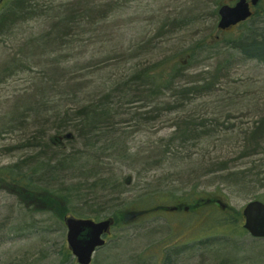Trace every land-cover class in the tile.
Masks as SVG:
<instances>
[{
  "label": "rangeland",
  "instance_id": "1",
  "mask_svg": "<svg viewBox=\"0 0 264 264\" xmlns=\"http://www.w3.org/2000/svg\"><path fill=\"white\" fill-rule=\"evenodd\" d=\"M219 2L32 0L1 24L0 264H64L68 216L114 219L91 264H264L241 215L264 203V64L239 47L264 0L225 33Z\"/></svg>",
  "mask_w": 264,
  "mask_h": 264
},
{
  "label": "water",
  "instance_id": "2",
  "mask_svg": "<svg viewBox=\"0 0 264 264\" xmlns=\"http://www.w3.org/2000/svg\"><path fill=\"white\" fill-rule=\"evenodd\" d=\"M1 1V0H0ZM257 0H251L254 6ZM252 15L246 0H237L233 6L221 5L218 9V30H229L233 26L246 21ZM72 134L54 136L52 144H62V140L72 139ZM130 178L126 179L129 183ZM243 229L253 238H264V204L260 201L247 203L243 210ZM66 227V243L79 264H89L95 248L104 244L102 235L108 233L111 220L94 222L89 219H77L73 216L64 220Z\"/></svg>",
  "mask_w": 264,
  "mask_h": 264
},
{
  "label": "trees",
  "instance_id": "3",
  "mask_svg": "<svg viewBox=\"0 0 264 264\" xmlns=\"http://www.w3.org/2000/svg\"><path fill=\"white\" fill-rule=\"evenodd\" d=\"M28 2H32V0H18V2H16L15 4H13L10 7L7 16L2 18L3 22L6 24H10L11 22H13L12 18H14L15 14H22L26 9L30 8V7H24V4H27ZM3 22L0 19V26ZM238 39H240V38H238ZM240 40H242V39H240ZM239 47L245 56L256 59L257 61L264 64V38L259 39V40L253 39L252 41H249L248 43L243 42V44ZM149 82H152V76L149 77ZM163 82H166V81L163 79ZM163 89H164V87L159 88V90H163ZM106 115L107 114L105 113V111H101V110H97V109L93 108L91 111H89L87 113V115L85 117L82 116L81 119L85 123H87V126H84L85 128H91V126L94 125V121L103 119L104 117H106ZM67 128L72 129L73 127L67 126ZM73 130H74V128H73ZM75 133L77 135L79 134V132L76 129H75ZM7 175H8V177L7 176H1V178L4 182H8V183L15 182L21 186L28 187L26 182L19 180L15 177H12L11 174H7ZM142 207L143 206H141V205L139 206V208H142ZM137 210H132V212H130V213L139 214L140 210H139V212Z\"/></svg>",
  "mask_w": 264,
  "mask_h": 264
},
{
  "label": "flooded vegetation",
  "instance_id": "4",
  "mask_svg": "<svg viewBox=\"0 0 264 264\" xmlns=\"http://www.w3.org/2000/svg\"><path fill=\"white\" fill-rule=\"evenodd\" d=\"M251 10H252V8H250ZM236 27V26H235ZM234 29V27H232L231 29H229V30H225V31H218L219 33H225V32H230V31H232ZM176 208H177V210L176 211H180V210H183V211H187L188 210V208L187 207H184V208H182L180 205H177L176 206ZM182 208V209H181ZM83 219H86V218H83ZM112 219V218H111ZM111 227L110 228H112V226H114V219H112L111 220ZM109 235H110V231L108 232V234H103V239H104V241H105V243H106V239L109 237ZM102 247H104V246H102ZM102 247H100V248H102ZM100 248H97L96 249V251L97 250H99ZM95 251V252H96ZM65 253H66V256L68 257V260L64 263V264H78L77 263V261H76V259H75V257H73V255L71 254V252H70V250H69V248L66 246V249H65ZM92 263V260H91V262L89 263V264H91Z\"/></svg>",
  "mask_w": 264,
  "mask_h": 264
},
{
  "label": "bare ground",
  "instance_id": "5",
  "mask_svg": "<svg viewBox=\"0 0 264 264\" xmlns=\"http://www.w3.org/2000/svg\"><path fill=\"white\" fill-rule=\"evenodd\" d=\"M52 138H53V137H52ZM52 138H50V140H51Z\"/></svg>",
  "mask_w": 264,
  "mask_h": 264
}]
</instances>
